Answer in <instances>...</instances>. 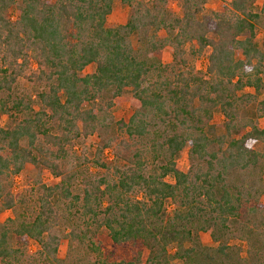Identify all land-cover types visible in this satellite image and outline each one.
<instances>
[{"label":"trees","instance_id":"trees-1","mask_svg":"<svg viewBox=\"0 0 264 264\" xmlns=\"http://www.w3.org/2000/svg\"><path fill=\"white\" fill-rule=\"evenodd\" d=\"M120 1L130 15L109 26L114 0H0V213L23 205L14 180L28 163L60 178L41 184L33 218L0 221V264L66 262L63 238L92 253L87 264H264V205L247 180L264 171V2L179 0L176 14L174 0ZM127 91L133 113L113 121ZM91 135L109 173L75 192L63 167ZM107 147L123 166L101 159ZM238 234L245 256L230 242Z\"/></svg>","mask_w":264,"mask_h":264},{"label":"rangeland","instance_id":"rangeland-1","mask_svg":"<svg viewBox=\"0 0 264 264\" xmlns=\"http://www.w3.org/2000/svg\"><path fill=\"white\" fill-rule=\"evenodd\" d=\"M225 0H208L206 7L207 9L218 10L220 6L224 3ZM264 0H257L258 8L262 6ZM172 8L176 14L181 13L180 1L174 0L172 3ZM130 8L121 3L120 0H114L113 2V10L112 13L108 17V25L109 26H117L123 24L127 21L130 15ZM263 31L261 30L258 35V40L260 41V45L263 38ZM134 42L136 43V37H133ZM263 47V46H262ZM264 48V47H263ZM172 49L170 44L166 45L163 49V59L165 61H170L172 59ZM208 62L207 53L201 55L200 57L195 59V65L198 69L205 70ZM95 64L88 65L84 73H92L95 71ZM21 88L23 90L30 91L31 85L30 83L25 82L24 80L21 82ZM248 91H251L250 88H247ZM264 94H261L260 98H263ZM38 107V104L36 105ZM36 107V108H37ZM133 113L132 106V98L131 93L129 91L125 92L117 103L113 106L111 110L112 120L118 121L124 117H129ZM7 121V117L4 116L2 122L5 123ZM223 116L220 112H216L214 115V119L212 124L216 127L218 132H223ZM257 123L261 126H264V116L257 119ZM101 141L100 138L91 135L88 137H81L75 147L70 150V155L68 160L64 164L65 173L72 178L74 181L75 192H80L83 188V183H85L89 179L98 178L101 176H105L109 171L99 167L95 162L97 159L98 148L100 147ZM189 148L186 147L178 156V165L179 167L186 171L189 168L190 160L188 157ZM101 155V159L105 162H108L111 165L123 166L125 161L116 160L114 151L112 147H107ZM169 181H174L172 176L168 177ZM248 183L257 182L256 187L259 191H257V198L264 205V171L263 173L259 172H249L248 173ZM60 181V178L52 174L45 167H36L30 163H28L22 172L16 176L14 180V191L21 195L24 200L23 205L18 207L17 210H7L0 213V221H5L8 217H20L23 218L29 217L33 218L37 211V194L41 184L53 185ZM64 203H61L63 207ZM171 207V206H170ZM61 228L64 232H68L70 230L68 223L62 224ZM259 228L264 230V225L259 223ZM237 238L230 240L231 244L236 245L240 248L242 254L246 255V250L248 248V243L244 237L236 235ZM200 239L205 245H215L216 242L213 240L209 232L202 231L200 232ZM260 240V239H258ZM16 244H21L20 240H16ZM28 248L31 252H35L38 250L39 245L34 240H29ZM170 251L174 252L175 247L171 246ZM60 260L66 262H55V264H87L89 260L93 259L92 253L87 250L83 245L74 244L71 245L69 239L63 238L61 249L59 252ZM27 263V262H26ZM173 264H186L181 259H175Z\"/></svg>","mask_w":264,"mask_h":264}]
</instances>
